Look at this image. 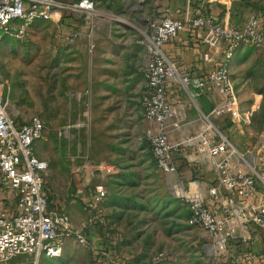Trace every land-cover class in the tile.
Here are the masks:
<instances>
[{
	"label": "rangeland",
	"instance_id": "obj_1",
	"mask_svg": "<svg viewBox=\"0 0 264 264\" xmlns=\"http://www.w3.org/2000/svg\"><path fill=\"white\" fill-rule=\"evenodd\" d=\"M130 1L134 9L126 7L129 0L99 1L95 21L103 26L88 47L69 43L60 28L62 15L34 21L23 38L0 37L1 94L15 121L38 116L43 122L35 145L49 164L45 192L75 230L88 237L95 228L113 241L114 264H123L126 256L124 264H212L207 238L174 194L176 179L157 170L142 133V73L137 70L144 68L140 41L149 13L144 1ZM209 7L218 8L229 25H240L252 14L264 17V0H209ZM122 33H127L122 39L136 41L129 46L134 58L112 43ZM230 74L241 111L254 112L247 125L223 122L221 127L244 146L264 132V46L237 50ZM94 185H102L106 195L91 209L79 197L82 191L88 196ZM95 249L92 240L83 246L70 236L60 257L42 258L39 264H97ZM160 253L163 258L156 260Z\"/></svg>",
	"mask_w": 264,
	"mask_h": 264
},
{
	"label": "built area",
	"instance_id": "obj_2",
	"mask_svg": "<svg viewBox=\"0 0 264 264\" xmlns=\"http://www.w3.org/2000/svg\"><path fill=\"white\" fill-rule=\"evenodd\" d=\"M54 11L81 14L85 19L96 15L90 0H0V37L23 38L34 21H50ZM149 23L150 31L140 41L146 52L142 106L148 123L144 139L156 168L164 175H176L180 149H190L188 160L210 174L213 185L181 180L175 182L173 191L188 205L190 223L207 238L212 264H260V254L232 255L228 246L236 238L248 240L251 226L264 231V132L252 143L239 146L221 124L247 125L254 112L253 108L240 109L230 60L242 47L264 46V17L252 14L233 26L215 21L212 15L176 19L167 12L159 23ZM186 30H203V42L215 45V49L224 45L220 61L202 76H191L163 53V46ZM202 60L208 63L211 58L204 54ZM2 83L0 75V185L14 193L17 211L0 216V264H39L42 258L60 257L64 240L70 236L83 246L88 241L45 192L49 165L33 150L44 132L43 122L38 116L15 121L2 97ZM168 85L177 87L199 112L196 121L188 122L186 107L168 100ZM200 100L209 101V111L200 110ZM187 125L191 131L170 139L171 133ZM105 195L102 185H94L88 190L89 207L93 209ZM209 198L220 204L221 216L209 207ZM162 258L160 253L155 259Z\"/></svg>",
	"mask_w": 264,
	"mask_h": 264
},
{
	"label": "crops",
	"instance_id": "obj_3",
	"mask_svg": "<svg viewBox=\"0 0 264 264\" xmlns=\"http://www.w3.org/2000/svg\"><path fill=\"white\" fill-rule=\"evenodd\" d=\"M61 1L64 3H73V2H77L78 0H61ZM90 1L94 3L95 14H96L94 17L90 19H85L81 14L64 12V11H54L52 15V17L58 15L63 16L62 21L64 23H60L62 34L66 36L69 43H74V42L77 43L79 48L88 47L91 39L94 40L98 39L97 37H99L100 34L98 35L96 32L99 31L101 26H103V23H98V21H95L99 16L97 14L98 13L97 10L99 9L98 4L100 3L99 1H103L106 4H108L109 1L111 0H90ZM136 1L140 3V0H136ZM142 1L145 2L144 9L149 13L147 17L148 21L154 24L159 23L167 12L169 13L170 17L176 19H184L188 16H197V15H212L215 21L228 24V22L226 21L228 17L220 18L219 9L216 7H209V0H142ZM126 5L127 8L130 6H132L131 9L135 8L134 6L135 4H133V1L129 0V3H127ZM136 8L139 7H137L136 5ZM140 8L142 7L140 6ZM149 26L150 23H148V27H147L148 29L146 28L145 33H148L150 31ZM108 28L110 29V26H108ZM126 34L127 33H122L121 35L118 36V38L113 40L112 43H116V45L120 47L124 46V50H122L120 54L130 55L132 58H134L133 48H129V46H132V44H134L136 41L129 36L122 39L124 36H126ZM205 35L206 34L203 30L183 31L176 39L167 42L163 46V53L168 60L175 63L176 65L184 67L191 74V76H202L206 72L214 68V66L217 64L218 61H220L224 53V45H220L218 49H215V45H206L203 42ZM204 54L209 55V57L211 58L210 62L208 63L203 62L202 58ZM118 55H119V51L115 57H117ZM118 60L122 61V58L121 59L119 58ZM145 61H146V54L144 59V66H145ZM230 65H231V60H230ZM137 71L138 72L140 71V73H142L140 80V84L142 86V91L140 93V105L143 111L142 95L145 85L144 68L142 72H141V68H138ZM133 75L134 73H129L128 78L132 79ZM130 81H131L130 79H127L126 84H129ZM167 97L168 100L171 101L172 103L178 104L179 106L184 105L186 107V116L188 122L196 121L198 119L199 112L196 111V109L192 107L191 104L188 103L189 102L188 99L177 87H175L174 85H168ZM198 106L202 112L209 111L211 108V105L207 100L198 101ZM142 121H143L142 133L144 135V131L148 126V123L144 120V118L142 119ZM18 122H24V121H18ZM189 131H191V126L187 125L179 132L171 133L170 139L171 140L178 139L179 137L185 135ZM33 150L35 155L38 157L40 153L37 150L35 144L33 146ZM148 150L150 151L149 145H148ZM190 152L191 151L188 148H181L176 160L177 174L165 175V176H170L176 179L175 182L181 180L184 182H188L192 180V175L193 177H197L199 174H202L205 176L204 179L196 178L193 180H199L202 181L203 183H207V185L209 184L210 187L211 185H213L212 176L210 174L201 172L200 168L195 163L190 162L188 160V155ZM84 193L82 191L80 195L81 196L84 195V196L79 198H81L80 200L83 201L84 205H86V201H89V198ZM50 202L54 206L63 210L59 205L54 204L52 201ZM208 205L213 210H215L218 216L222 215V208L220 204H215L213 200L209 198ZM16 211H17V205L15 204L14 193L8 187L0 185V216L9 215ZM87 233H88V237H87L88 241L92 240V242H94V248H97L95 250L99 251V253L95 251L96 255H98L97 264H114L116 251L112 249V247H114V243H112L113 241L109 242V240L104 239V236H102L101 233L99 234L97 229L95 228L89 229ZM228 252L229 254L232 255H246L249 253L260 254V264H264V231L259 230L254 226H251L249 228V239L245 241L238 238L231 240L229 242ZM123 259H125L122 261V263L124 264L127 262L129 258L128 256H126ZM255 263L258 264V261H256Z\"/></svg>",
	"mask_w": 264,
	"mask_h": 264
},
{
	"label": "trees",
	"instance_id": "obj_4",
	"mask_svg": "<svg viewBox=\"0 0 264 264\" xmlns=\"http://www.w3.org/2000/svg\"><path fill=\"white\" fill-rule=\"evenodd\" d=\"M204 179L205 178V176L204 175H202V174H199L197 177H193V175H192V180L193 179Z\"/></svg>",
	"mask_w": 264,
	"mask_h": 264
}]
</instances>
